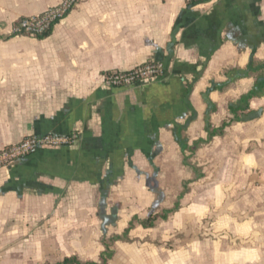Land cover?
Here are the masks:
<instances>
[{
  "label": "crops",
  "instance_id": "1",
  "mask_svg": "<svg viewBox=\"0 0 264 264\" xmlns=\"http://www.w3.org/2000/svg\"><path fill=\"white\" fill-rule=\"evenodd\" d=\"M61 1L0 0V150L75 135L0 166V264L101 263L106 253L105 264H264V88L241 100L264 64V0H76L44 37L11 34ZM149 61L165 74L124 88L104 80ZM196 172L233 178L211 201L216 214L181 215L190 200L180 197L178 216L125 232L152 212L133 214L110 237L131 242L139 227L165 224L172 247L121 254L68 229L99 191H168L169 174Z\"/></svg>",
  "mask_w": 264,
  "mask_h": 264
},
{
  "label": "rangeland",
  "instance_id": "2",
  "mask_svg": "<svg viewBox=\"0 0 264 264\" xmlns=\"http://www.w3.org/2000/svg\"><path fill=\"white\" fill-rule=\"evenodd\" d=\"M188 162L193 163L194 161L191 158ZM167 177L169 182L168 191L158 189L152 191H146V189L99 191L97 193V199L92 202L93 205L90 204L89 206L73 209L72 215L74 218L80 219L82 216L83 219L72 222L71 227L68 229L73 230V232H79L85 229L95 232V237L92 239L95 247L100 246L99 243L105 242L106 246H110L111 248L114 246L119 249L121 254L126 253V251L122 250L123 248L149 246L172 247L175 245L173 241L176 237L172 231H175L176 228L166 227L165 224H158L152 230H145L139 227L132 232L137 236L138 240L131 242L126 238H122L113 243L110 237L116 232H119L133 214L144 217L156 211V214L159 216L164 214H175V216H178L176 212L178 208L173 206L172 203L180 197L190 200L188 205L183 208V212L179 213L181 215L197 213L208 216L210 214H216L218 207L214 205L215 202L211 203V201H216L220 198L224 199L226 193L222 183L225 181L231 182L233 179L231 176H228L226 179L222 175H202L199 172H196L194 175L186 174L184 177L180 176L182 180H179L180 178H177V175L169 174ZM163 178L165 176L159 175L156 179L160 182ZM195 200L197 201L195 202ZM81 220L88 221L82 222ZM173 225L175 226L176 224L174 223ZM189 238L191 239L193 236L190 235ZM61 256L62 254L58 253L50 256V258L60 259ZM92 256L93 254H90L86 257ZM125 257H128V255Z\"/></svg>",
  "mask_w": 264,
  "mask_h": 264
},
{
  "label": "built area",
  "instance_id": "3",
  "mask_svg": "<svg viewBox=\"0 0 264 264\" xmlns=\"http://www.w3.org/2000/svg\"><path fill=\"white\" fill-rule=\"evenodd\" d=\"M204 0H187L198 3ZM76 0H62L59 4L49 7L39 14L24 16L12 24L10 32L14 35L40 36L47 34L52 26L64 18L74 8ZM166 67L161 61H149L129 70H110L104 73L106 84L113 88H124L138 82L151 81L165 74ZM75 135L69 137L26 138L0 150V166H9L16 160L26 157L42 144L58 145L70 143Z\"/></svg>",
  "mask_w": 264,
  "mask_h": 264
},
{
  "label": "trees",
  "instance_id": "4",
  "mask_svg": "<svg viewBox=\"0 0 264 264\" xmlns=\"http://www.w3.org/2000/svg\"><path fill=\"white\" fill-rule=\"evenodd\" d=\"M48 34V33H47ZM47 34H44V35H40V36H37V37H44L45 35ZM257 69H255L253 67V65H248V67L244 70V73L243 74H240L238 72L237 74V77H239L240 75H248L250 72L252 71H256ZM260 74H258L256 77H255V80H254V84H253V87L252 89L245 95H243L241 97V100L243 102H248V100L254 96H256L258 93H260L262 91V89L264 88V64L260 65ZM36 150V149H35ZM33 152V151H32ZM177 207V206H176ZM167 215L164 214V215H157L156 213H151L149 214L146 218L144 219H141V220H138L136 217H134L130 223H129V226L126 228L125 232H128L132 227H133V221H136L137 223H139L141 226L143 227H151L153 224H154V221L156 219H158L159 217L161 218H165ZM110 256V254L106 253L104 255H102V262L101 263H96L94 261H82L80 259H78L77 257L75 256H71V257H65L63 258L61 261H58V262H55V263H49V262H44L43 264H105L106 261H107V258Z\"/></svg>",
  "mask_w": 264,
  "mask_h": 264
}]
</instances>
